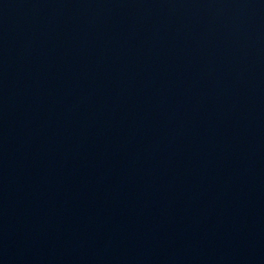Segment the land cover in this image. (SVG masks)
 <instances>
[{"label":"water","instance_id":"1","mask_svg":"<svg viewBox=\"0 0 264 264\" xmlns=\"http://www.w3.org/2000/svg\"><path fill=\"white\" fill-rule=\"evenodd\" d=\"M155 59L264 119V0H69Z\"/></svg>","mask_w":264,"mask_h":264}]
</instances>
